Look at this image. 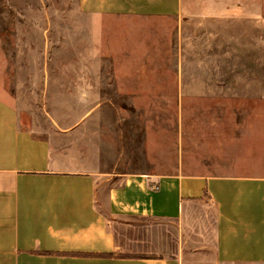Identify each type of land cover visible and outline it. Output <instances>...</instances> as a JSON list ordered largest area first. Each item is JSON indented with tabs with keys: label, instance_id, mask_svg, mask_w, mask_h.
Wrapping results in <instances>:
<instances>
[{
	"label": "rangeland",
	"instance_id": "374dc122",
	"mask_svg": "<svg viewBox=\"0 0 264 264\" xmlns=\"http://www.w3.org/2000/svg\"><path fill=\"white\" fill-rule=\"evenodd\" d=\"M0 44V88L39 136L53 121L81 119L89 124L79 145L92 151L96 108L106 140L96 149L114 173L254 171L248 153L264 141V0H181L168 17L92 16L77 0H0ZM143 226L127 234L120 221L112 225L115 256L173 252L168 223Z\"/></svg>",
	"mask_w": 264,
	"mask_h": 264
},
{
	"label": "crops",
	"instance_id": "0c3cea01",
	"mask_svg": "<svg viewBox=\"0 0 264 264\" xmlns=\"http://www.w3.org/2000/svg\"><path fill=\"white\" fill-rule=\"evenodd\" d=\"M77 5L92 16L168 17L179 14L181 0ZM11 98L0 88V264H186V256L264 264V141L248 153L254 168L248 176L114 173L96 149L106 141L93 123L96 108L87 147L92 151H86L79 144L86 142L88 122L62 127L53 121L41 137ZM146 220L172 227L173 252L115 256L112 225L120 221L135 234ZM153 237L152 247L160 248L159 236Z\"/></svg>",
	"mask_w": 264,
	"mask_h": 264
}]
</instances>
